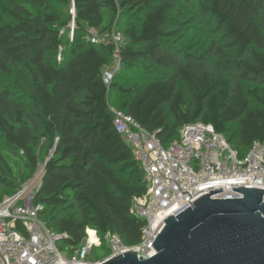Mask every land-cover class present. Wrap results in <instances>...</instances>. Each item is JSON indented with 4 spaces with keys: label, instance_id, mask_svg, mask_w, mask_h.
Segmentation results:
<instances>
[{
    "label": "trees",
    "instance_id": "obj_1",
    "mask_svg": "<svg viewBox=\"0 0 264 264\" xmlns=\"http://www.w3.org/2000/svg\"><path fill=\"white\" fill-rule=\"evenodd\" d=\"M188 17L207 33L199 48L187 43ZM118 23L127 39L108 85L115 47L86 36ZM20 68L31 86L0 88V140L32 169L40 141L49 143L33 203L52 232L67 235L65 245H80L87 227L117 232L127 245L141 240L146 221L132 207L148 181L111 107L165 146L192 123L213 125L240 157L264 143V94L245 86L264 87V0H0V72ZM22 188L0 158V203Z\"/></svg>",
    "mask_w": 264,
    "mask_h": 264
},
{
    "label": "built area",
    "instance_id": "obj_2",
    "mask_svg": "<svg viewBox=\"0 0 264 264\" xmlns=\"http://www.w3.org/2000/svg\"><path fill=\"white\" fill-rule=\"evenodd\" d=\"M71 13L75 14L74 8ZM73 29L74 23L71 39ZM86 39L114 45L113 62L103 71L109 85L121 68L124 35L115 27L101 33L90 28ZM111 111L117 132L131 147L148 181L147 192L135 198L132 207L146 221L140 242L127 245L117 232L100 235L96 228L87 227L80 245H65L67 235L52 232L42 219V205H35L34 193H28L30 183L0 203V264H100L130 250L150 258L157 253L152 244L166 219L179 215L203 195L223 189L212 194V199L242 198L233 187L264 190V143L255 142L240 157L213 125L192 123L184 125L179 138L165 146L125 111L115 107ZM95 248H105L108 255L92 258Z\"/></svg>",
    "mask_w": 264,
    "mask_h": 264
},
{
    "label": "water",
    "instance_id": "obj_3",
    "mask_svg": "<svg viewBox=\"0 0 264 264\" xmlns=\"http://www.w3.org/2000/svg\"><path fill=\"white\" fill-rule=\"evenodd\" d=\"M233 190L243 197L212 199L215 189L167 218L154 256L130 250L100 264H264V190Z\"/></svg>",
    "mask_w": 264,
    "mask_h": 264
},
{
    "label": "rangeland",
    "instance_id": "obj_4",
    "mask_svg": "<svg viewBox=\"0 0 264 264\" xmlns=\"http://www.w3.org/2000/svg\"><path fill=\"white\" fill-rule=\"evenodd\" d=\"M27 2L28 4L33 5V0H22ZM55 8L58 9L61 13L65 14L68 11V8L64 5L55 4ZM185 33L190 35L189 41L187 43L189 45L194 46L195 48H199L206 43L207 33L205 30L199 31L193 28V22L190 17L186 18L184 21ZM72 25V22L70 23ZM115 28L119 29L123 32V28L120 23L114 25ZM65 29V28H63ZM184 33V34H185ZM124 35V42L126 41L127 37ZM70 38H71V31H70ZM60 53L58 54V56ZM113 62V59H112ZM133 74H128L125 79L131 81ZM114 79V78H113ZM31 86L30 78L27 71L23 68L17 70L12 76L4 75L0 72V88L7 87L12 89L14 92L20 93L21 91L27 90ZM247 88H254L257 87L261 94H264V87L257 86L253 83L247 82L245 83ZM36 151L39 155V167L32 169L28 163L26 162L23 153H12L10 150L6 148V145L2 140H0V158L5 167V172L11 176V178L16 181L22 187L27 186L28 184L32 183L28 193H34L35 188L39 185L41 181V177L43 174V165L45 160L49 154V143L47 140H41L39 145L36 148ZM10 196V195H9ZM106 252L105 248H95L93 251V256L100 254L103 256Z\"/></svg>",
    "mask_w": 264,
    "mask_h": 264
}]
</instances>
